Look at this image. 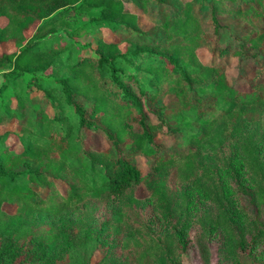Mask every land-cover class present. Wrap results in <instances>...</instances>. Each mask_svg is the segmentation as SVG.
Listing matches in <instances>:
<instances>
[{
	"label": "trees",
	"instance_id": "obj_1",
	"mask_svg": "<svg viewBox=\"0 0 264 264\" xmlns=\"http://www.w3.org/2000/svg\"><path fill=\"white\" fill-rule=\"evenodd\" d=\"M0 17V47H14L0 53V264H92L111 221L61 212L100 202L143 244L120 264H181L194 223L222 234L232 264H264V0H0ZM62 21L91 40L57 34ZM231 58L249 89L228 80Z\"/></svg>",
	"mask_w": 264,
	"mask_h": 264
},
{
	"label": "rangeland",
	"instance_id": "obj_2",
	"mask_svg": "<svg viewBox=\"0 0 264 264\" xmlns=\"http://www.w3.org/2000/svg\"><path fill=\"white\" fill-rule=\"evenodd\" d=\"M5 17H0V25H5L6 23ZM140 22L142 25L148 24V18L141 16ZM80 24L71 23V22H59L55 28L56 32L59 35H62L64 38L71 40L76 39L79 42H86L87 40H91V36L87 35L86 32L82 29H79ZM14 49L11 43H5L0 47V53L4 51H12ZM199 55L201 59L206 63H211L213 58L208 53V51L204 48L199 49ZM227 62V77L231 84L235 85L237 88L241 90L249 89V83L246 79H238L239 69L236 66L235 59H228ZM253 63L245 64L246 73H248V78L253 72ZM8 67H2L0 72L8 70ZM141 79L144 81L142 74H140ZM173 97H166L165 101L171 100ZM155 120V119H153ZM225 139L224 132L222 131V126H217L211 138L206 140L204 143L207 149H214L220 143H222ZM159 142H163L165 145H170L173 142V138L166 135H160L158 138ZM87 144L93 148L101 149L106 147V142L103 138L96 136L94 134H88ZM138 164L144 170L147 168V162L142 158H138ZM168 183L175 184V179L169 174ZM61 183H59V187H61ZM188 186L178 185L176 187L177 190L183 189ZM138 196L143 199L148 198L149 192L144 189L138 190ZM190 204L197 203L196 196L191 193ZM5 209L9 213L17 212V205H7ZM152 225L153 229L158 232H165V226L161 219H158L159 214L150 200L147 205L144 207ZM121 212V207L119 204H108L106 202H100L92 204L91 208H87L83 204H75L71 205L70 210H64L61 212V215H71L73 218L77 217H89L91 220L94 219L95 223L99 224L103 221H111L112 225H110L103 233L106 238V248L101 251H97L93 256V263L98 262L100 259L104 257V255L108 259H112L113 262L111 264H120V262L129 263L133 260L135 252H138L139 249L142 248V243H139L136 238H134L133 233L129 226L124 225H115L113 222L115 211ZM203 231V227H200V224H192L187 229V240L188 246L185 252L176 253V260L180 261L181 264H232L231 259L228 256V243L227 240L222 236L220 232L217 233L216 236L211 235L209 237ZM215 234V233H213ZM209 245L210 256L209 258L205 257L202 252V246ZM264 244L260 247L256 248V252L263 254L259 258L264 261ZM177 252V251H176ZM152 264H159V259L153 258Z\"/></svg>",
	"mask_w": 264,
	"mask_h": 264
}]
</instances>
